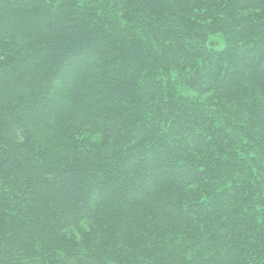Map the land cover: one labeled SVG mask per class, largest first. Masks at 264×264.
Wrapping results in <instances>:
<instances>
[{"label":"trees","instance_id":"obj_1","mask_svg":"<svg viewBox=\"0 0 264 264\" xmlns=\"http://www.w3.org/2000/svg\"><path fill=\"white\" fill-rule=\"evenodd\" d=\"M0 264H264V0H0Z\"/></svg>","mask_w":264,"mask_h":264}]
</instances>
